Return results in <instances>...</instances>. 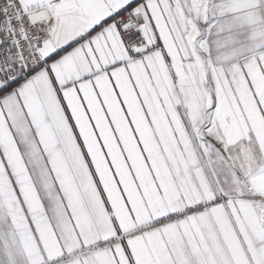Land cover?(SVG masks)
I'll use <instances>...</instances> for the list:
<instances>
[{
    "label": "snow or ice",
    "instance_id": "snow-or-ice-1",
    "mask_svg": "<svg viewBox=\"0 0 264 264\" xmlns=\"http://www.w3.org/2000/svg\"><path fill=\"white\" fill-rule=\"evenodd\" d=\"M0 264H264V0H0Z\"/></svg>",
    "mask_w": 264,
    "mask_h": 264
}]
</instances>
